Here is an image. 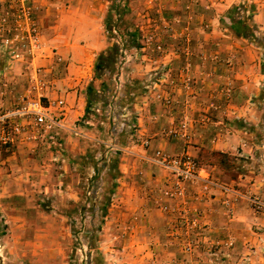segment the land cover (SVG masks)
<instances>
[{"label":"rangeland","instance_id":"1","mask_svg":"<svg viewBox=\"0 0 264 264\" xmlns=\"http://www.w3.org/2000/svg\"><path fill=\"white\" fill-rule=\"evenodd\" d=\"M76 1L0 0V264H264V0Z\"/></svg>","mask_w":264,"mask_h":264},{"label":"crops","instance_id":"2","mask_svg":"<svg viewBox=\"0 0 264 264\" xmlns=\"http://www.w3.org/2000/svg\"><path fill=\"white\" fill-rule=\"evenodd\" d=\"M75 6L71 4V7L76 8V5H82L85 4L84 1H76L73 3ZM87 4V3H86ZM79 9V8H77ZM70 12H75V10H69ZM255 13H257L254 16L255 22H259L264 24V3H261L257 6V9L254 10ZM71 18H73V22H75L76 17L74 15H71ZM79 19V18H77ZM70 22V21H69ZM73 31L76 29V38L77 39H83V42H74L71 44L72 49V57L73 58H80L85 62L88 57H90V53L94 51V60H96L97 55H100L101 51H103L106 47L105 42V36L103 34V29L101 28V23L92 21L87 17V12H83V17L76 21L75 27H72ZM264 29V25L261 27ZM254 50H252L250 47L247 49L246 53V63L249 65V62H252L255 58V55L253 54ZM61 82V81H60ZM62 86L64 83H60ZM64 89V87H63ZM67 106H66V113L64 119L62 121H65L66 124L72 125L75 120H77L79 117L83 116L86 113V100L82 98V96L79 97V99H76V95L74 96V92L68 93V99H67ZM64 130V129H63ZM62 130V131H63ZM85 130H89L88 128H85Z\"/></svg>","mask_w":264,"mask_h":264},{"label":"built area","instance_id":"3","mask_svg":"<svg viewBox=\"0 0 264 264\" xmlns=\"http://www.w3.org/2000/svg\"><path fill=\"white\" fill-rule=\"evenodd\" d=\"M35 38H36V34H35ZM53 104L58 107H62L64 101L63 100L55 101ZM14 114L15 115L20 114L23 116L27 115V117L32 116L36 124L50 131L54 129L55 126L60 124V121L58 122L57 119L54 116H52L51 113L49 112V106L45 105L41 99H35L31 101L26 107H24L23 109H19ZM14 114L8 113V114L0 115V125L1 124L3 125L4 122H8V121L10 122L11 120L9 119ZM19 129H20L19 124H17L15 125L13 130L16 131ZM184 172L186 173V177L194 176V173L191 169L185 170Z\"/></svg>","mask_w":264,"mask_h":264}]
</instances>
